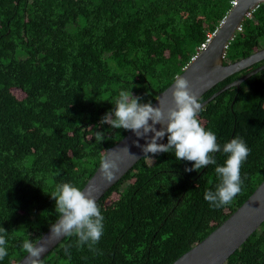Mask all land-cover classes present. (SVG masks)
<instances>
[{"label":"trees","instance_id":"obj_1","mask_svg":"<svg viewBox=\"0 0 264 264\" xmlns=\"http://www.w3.org/2000/svg\"><path fill=\"white\" fill-rule=\"evenodd\" d=\"M232 1L0 0V228L8 251L0 264H17L27 254L23 241L35 244L59 219L55 186L82 190L106 150L127 135L100 125L119 92L153 104L217 31ZM262 48L264 3L243 21L224 63ZM198 119L219 144L239 136L250 149L231 204L214 209L204 200L220 182L216 165L186 172L193 163L172 152L149 154L152 161L143 157L97 202L104 216L98 251L65 237L41 264H173L223 224L264 181V70L205 105ZM96 132L105 134L102 142ZM226 158L215 154L219 166ZM224 264H264V223Z\"/></svg>","mask_w":264,"mask_h":264},{"label":"clouds","instance_id":"obj_2","mask_svg":"<svg viewBox=\"0 0 264 264\" xmlns=\"http://www.w3.org/2000/svg\"><path fill=\"white\" fill-rule=\"evenodd\" d=\"M140 100L141 97L133 96L131 91L121 90L115 100L114 110L105 114L100 125L129 130L138 139H144V146L134 142L141 148L144 159L152 161L149 154L156 156L172 152L176 160L193 163V167L185 169L186 172H198L209 165H216L215 173L220 182L215 191L205 192L204 200L214 209L231 204L242 191L241 167L250 155L245 141L236 136L223 145L217 142L216 134L206 130L199 121L202 104L183 76L174 78L170 107H153L151 102L142 104ZM157 125L160 126L159 130ZM165 137L166 144L162 143ZM104 139L103 132L95 133L96 141L102 142ZM216 153L227 157L223 166L217 165ZM125 158L135 159L128 148L121 152L106 151L100 160V179L108 184L116 180L121 171L120 164ZM50 196L55 201V211L59 215L57 222L50 226V239L76 236L78 246L87 245L90 250L98 251L95 245L104 232V216L91 192L63 183L57 184ZM0 233H4L0 234V260H3L8 255L7 232L0 228ZM22 250L28 254L29 264H41L40 257L46 251L29 239L23 241Z\"/></svg>","mask_w":264,"mask_h":264},{"label":"water","instance_id":"obj_3","mask_svg":"<svg viewBox=\"0 0 264 264\" xmlns=\"http://www.w3.org/2000/svg\"><path fill=\"white\" fill-rule=\"evenodd\" d=\"M235 2V5H233L232 9L215 32L207 48L199 53L187 67H185L182 74H180V76H183L189 81L191 90L199 99L228 77L264 61V48H262L250 56L236 62L229 64L224 63L226 51L231 41L234 39L236 32L239 30L248 14L260 4L264 3V0H235ZM263 70L264 64L243 75L239 79L225 85L211 97L202 101V108L228 89L233 87L239 88L245 80ZM173 84L174 82L163 92L158 94V97L152 104L153 107H159L161 105L165 107L171 106ZM159 128L160 126L157 125V130H159ZM151 135L152 134L149 133V137H151ZM134 142L139 143L141 146L145 145L144 139H138L133 132L129 131L117 144L106 150L109 152H121L122 149L128 148L129 153L135 156V159L125 158L120 164L121 171L117 174L116 180L110 184L103 182L100 179L98 167L82 191L91 192L96 198V202H98L110 188L122 179L144 157L141 148L137 147ZM263 223L264 181L223 224L217 227L203 241L183 254L173 264H224ZM50 236L51 233L49 229L35 243L37 247H44L46 249L40 257L41 261L65 238L50 239ZM17 264H29L28 254Z\"/></svg>","mask_w":264,"mask_h":264},{"label":"built area","instance_id":"obj_4","mask_svg":"<svg viewBox=\"0 0 264 264\" xmlns=\"http://www.w3.org/2000/svg\"><path fill=\"white\" fill-rule=\"evenodd\" d=\"M235 3H236L235 0H233V1H232V5H235ZM253 11H254V10H252V11L248 14L247 17H251V14H252ZM239 30H241V26H240ZM214 34H215V32L212 33V34H209V35L207 36V39L205 40L204 43H202V45H201L200 48H199V53L207 48V46H208L209 43L211 42V40H212Z\"/></svg>","mask_w":264,"mask_h":264},{"label":"rangeland","instance_id":"obj_5","mask_svg":"<svg viewBox=\"0 0 264 264\" xmlns=\"http://www.w3.org/2000/svg\"><path fill=\"white\" fill-rule=\"evenodd\" d=\"M260 32H263L262 27L260 26ZM18 94V93H17Z\"/></svg>","mask_w":264,"mask_h":264}]
</instances>
